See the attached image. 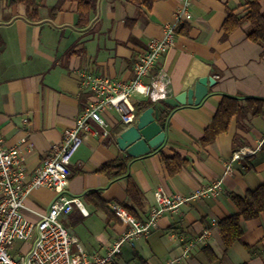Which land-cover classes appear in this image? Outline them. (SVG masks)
I'll return each instance as SVG.
<instances>
[{
    "label": "crops",
    "instance_id": "0c3cea01",
    "mask_svg": "<svg viewBox=\"0 0 264 264\" xmlns=\"http://www.w3.org/2000/svg\"><path fill=\"white\" fill-rule=\"evenodd\" d=\"M251 1H192V19L185 23L188 31L177 30L175 44L159 58L145 82L163 73L169 80L168 97L193 88L202 77L212 76L216 83L209 85L200 104L180 105L165 113L166 138L160 148L141 156L123 151L116 137L129 125L114 109L103 112L105 128L91 121L100 135L85 137L70 164L67 187L70 196L82 199L88 214L75 206L62 217L89 254L104 253L126 230L110 204L129 201L127 176L111 179L100 169L129 156L128 175L145 197L142 220L157 205L156 192L188 195L219 180L221 189L218 195L166 210L149 234L123 245L115 264H264V211L241 222L242 239L227 250L219 229L225 217L238 211L230 195L245 196L264 183V147L233 160L238 150L257 146L264 135V115H236L226 132L208 146L201 144L224 95L264 99V42L248 37L252 27L248 21L227 36L223 30L229 12L244 16ZM37 2L39 16L31 19L26 4L0 0V132L5 147L21 151L28 178L95 98L80 86L77 72L130 80L149 41L164 36L165 24L176 21L181 5V0H152L150 6L131 0H98L89 23L79 26L76 2L67 0L57 10L58 0ZM259 2L264 13V0ZM141 100L145 99L132 97V102ZM161 153L180 154L188 164L170 175ZM92 192L101 194L108 211L88 199ZM55 196L47 187L32 190L24 210L28 220L38 221L37 212L46 211ZM31 244L14 245L12 252H26Z\"/></svg>",
    "mask_w": 264,
    "mask_h": 264
},
{
    "label": "built area",
    "instance_id": "2783aa9c",
    "mask_svg": "<svg viewBox=\"0 0 264 264\" xmlns=\"http://www.w3.org/2000/svg\"><path fill=\"white\" fill-rule=\"evenodd\" d=\"M192 1L181 0L176 21L165 24L162 38L149 41L147 49L134 64L130 80L114 79L87 70L77 72L80 86L90 90L95 98L79 114L76 124L64 130L62 140L52 147L30 178L27 177L21 151L18 147H5L0 132V264H115L123 245L134 244L140 236L149 234L166 210H176L191 200L220 193V180L188 195L164 196L156 192L157 205L145 220L138 219L125 206L111 203V211L127 227L104 253L86 252L62 221V217L72 212L75 206L88 214L82 199L70 196L67 187L72 175L70 164L85 137L100 135L91 121L105 128L107 123L103 112L114 109L121 115L122 121L130 125L136 122L139 115L132 102L133 96L151 101L168 97L169 80L164 78L163 73L150 83H146L145 78L151 74L159 58L175 44L178 27L192 19ZM263 147L264 135L256 147L238 150L233 160L252 156ZM39 187L54 190L56 196L46 211L37 212L38 221L32 222L24 214L26 198ZM28 241L32 243L29 250L14 255V244Z\"/></svg>",
    "mask_w": 264,
    "mask_h": 264
},
{
    "label": "trees",
    "instance_id": "16d2710c",
    "mask_svg": "<svg viewBox=\"0 0 264 264\" xmlns=\"http://www.w3.org/2000/svg\"><path fill=\"white\" fill-rule=\"evenodd\" d=\"M24 3L28 7V15L31 19L39 16L40 3L37 0H15ZM67 0H58L54 10L60 8L63 2ZM78 4V25L85 26L90 21L91 14L96 10L98 0H71ZM138 3H146L151 5L152 0H131ZM250 22L252 27L248 33V37L256 42H264V13L261 11L259 0L250 2L249 10L244 16H237L229 12L224 24V35H229L234 29L241 26L244 22ZM187 32L188 26L183 24L179 27L178 32ZM135 110L139 113L149 105V100H141L133 102ZM264 115V99L257 97H244L224 95L211 124L205 131L201 144L208 146L218 135L228 130L231 120L236 115L247 116ZM161 159L165 164L170 175L179 173L184 166L188 164V159L180 154L169 156L161 153ZM129 156H121L116 160L105 163L100 169L111 179L121 176H127V197L128 202L123 205L133 213L138 219H141L140 212L145 206V197L136 183V181L128 175ZM231 199L235 202L238 211L228 217H225L219 223L221 237L223 239L225 250L229 249L236 241H240L243 236L241 222L257 218L264 211V183L254 190H249L245 196L231 194ZM88 199L98 208L106 210V201L99 192H92ZM141 259V258H140ZM142 262H144L142 260Z\"/></svg>",
    "mask_w": 264,
    "mask_h": 264
},
{
    "label": "water",
    "instance_id": "95a60500",
    "mask_svg": "<svg viewBox=\"0 0 264 264\" xmlns=\"http://www.w3.org/2000/svg\"><path fill=\"white\" fill-rule=\"evenodd\" d=\"M215 83L216 79L212 76L202 77L193 88L176 96L157 101L149 100V105L139 112L136 122L117 134L118 146L132 156H141L157 150L166 138L165 113L180 105L200 104L209 92V85L212 86Z\"/></svg>",
    "mask_w": 264,
    "mask_h": 264
},
{
    "label": "rangeland",
    "instance_id": "374dc122",
    "mask_svg": "<svg viewBox=\"0 0 264 264\" xmlns=\"http://www.w3.org/2000/svg\"><path fill=\"white\" fill-rule=\"evenodd\" d=\"M22 244V242H16L14 245H15V248H17L18 246H20Z\"/></svg>",
    "mask_w": 264,
    "mask_h": 264
}]
</instances>
